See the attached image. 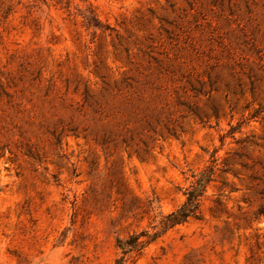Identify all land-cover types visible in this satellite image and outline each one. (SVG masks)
<instances>
[{
    "label": "rangeland",
    "instance_id": "rangeland-1",
    "mask_svg": "<svg viewBox=\"0 0 264 264\" xmlns=\"http://www.w3.org/2000/svg\"><path fill=\"white\" fill-rule=\"evenodd\" d=\"M202 179L125 264H264V0H0V264H116Z\"/></svg>",
    "mask_w": 264,
    "mask_h": 264
},
{
    "label": "trees",
    "instance_id": "trees-1",
    "mask_svg": "<svg viewBox=\"0 0 264 264\" xmlns=\"http://www.w3.org/2000/svg\"><path fill=\"white\" fill-rule=\"evenodd\" d=\"M206 184L207 179H202L197 187L187 192L186 201L164 218L161 231L154 232L153 234H147L146 231H142L140 233L132 234L127 239H119L118 246L123 250V255L117 260L116 264H125L129 253L140 250L145 243L155 240L160 234L169 228L181 224L187 221L190 217L195 216L199 211L201 198L205 192ZM143 236L147 237L146 241L141 240Z\"/></svg>",
    "mask_w": 264,
    "mask_h": 264
}]
</instances>
